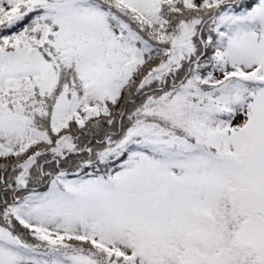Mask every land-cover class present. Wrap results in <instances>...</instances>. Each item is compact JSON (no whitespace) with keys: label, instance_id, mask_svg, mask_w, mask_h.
<instances>
[{"label":"snow or ice","instance_id":"snow-or-ice-1","mask_svg":"<svg viewBox=\"0 0 264 264\" xmlns=\"http://www.w3.org/2000/svg\"><path fill=\"white\" fill-rule=\"evenodd\" d=\"M0 264H264V0H0Z\"/></svg>","mask_w":264,"mask_h":264}]
</instances>
